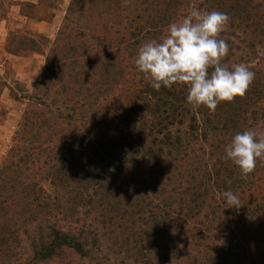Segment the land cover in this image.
<instances>
[{
	"label": "rangeland",
	"instance_id": "1",
	"mask_svg": "<svg viewBox=\"0 0 264 264\" xmlns=\"http://www.w3.org/2000/svg\"><path fill=\"white\" fill-rule=\"evenodd\" d=\"M70 3L0 0V264H212L215 253L206 246L221 242L228 227L259 242L264 166L258 162L242 179L225 148L237 132L264 131V0H81L68 40L58 42ZM108 4L116 7L111 16L95 18L90 8L99 13ZM193 7L230 16L220 34L229 44L222 63H243L256 74L236 98L243 106L237 129L222 130V109L189 105L187 86L178 84L180 122L157 120L170 100L136 70L139 47L161 39ZM19 39L36 41L43 54L18 49ZM112 50L114 68L105 80L103 56ZM236 99L226 105H239ZM103 130L100 142L111 140L122 161L133 160L126 164L131 180L112 183L111 174L101 173L97 161L109 148L95 151L91 136ZM166 137L169 146L160 142ZM149 176L155 196L143 201L134 192L133 198L132 181ZM194 190L202 196H192ZM229 190L240 208H228L222 194ZM162 228L166 238L156 234ZM50 229L81 237L84 254L64 249L49 261H32V247Z\"/></svg>",
	"mask_w": 264,
	"mask_h": 264
},
{
	"label": "clouds",
	"instance_id": "2",
	"mask_svg": "<svg viewBox=\"0 0 264 264\" xmlns=\"http://www.w3.org/2000/svg\"><path fill=\"white\" fill-rule=\"evenodd\" d=\"M226 13L193 7L181 20L170 23L165 35L152 39L138 49L136 70L159 91L161 87L187 86V103L215 112L221 102L243 98L255 80V72L245 64L231 68L222 63L229 44L220 34L230 22ZM226 159L236 165L246 179L258 165L264 166V131L237 132L225 148ZM228 183H231L229 181ZM228 208H240L232 191L223 192Z\"/></svg>",
	"mask_w": 264,
	"mask_h": 264
},
{
	"label": "trees",
	"instance_id": "3",
	"mask_svg": "<svg viewBox=\"0 0 264 264\" xmlns=\"http://www.w3.org/2000/svg\"><path fill=\"white\" fill-rule=\"evenodd\" d=\"M205 1L209 2L210 0H205ZM84 6L85 5H83L81 3V0H71L67 15L63 19L62 30L58 33V42L61 41L62 43H64L65 41L68 40V36H69V32H70L69 31V25H70V19H71L70 15H71V13H74L78 7L81 9ZM110 8H116V7H110V5L108 4L106 10H104V11L100 10L101 12H99V13H98V11H96L97 8H95V7H91L90 10L92 11V14H94V13L96 14V15H94L95 18H100L101 14H107V15L111 16ZM89 13H90V11H89ZM82 14H85L86 16H88V14L85 12H82ZM157 28L153 31L154 33L158 32ZM129 43L130 42L125 41L124 44H126V45L123 44V46L129 47L128 46ZM118 44H120V43H118ZM107 45H108L107 50L113 48V46H111L110 44H107ZM41 47H43V43H42V45H40V48ZM17 48L22 50V51L28 50V51H32V52H35V53H38L41 55L43 54V50L39 49L37 42L33 41L31 39H19ZM120 48H119V46H117L116 51L120 50ZM10 52L15 53L16 51H10ZM77 54H78L77 48L75 50H73V49L71 50L70 55H72L73 59L78 57ZM112 55H114L113 50L107 51V53L103 56V59L108 57L107 59H105V61L103 63L104 64L103 65V71H102L103 74H101L102 76H106V77L103 78L102 76H98L99 79L103 78V79L107 80V78L110 76V74L112 72L111 70H113V68H114L113 63L111 61V58H109ZM83 56H85V55H82V57ZM121 59H122V61H124L123 57H121ZM94 62H95V59H93V61L91 63H94ZM118 65L119 64L117 63L115 68ZM49 71H51V70L48 69V72ZM93 76L96 77V75H94V74H93ZM159 91L164 92L165 97L168 98L170 101L169 102L168 101L163 102L162 103L163 108L161 110L158 109L156 111L157 112V115H156L157 120L168 121L167 122L168 125H172L171 122H174L175 120H177L176 122L179 123L180 119L182 117V114H184V108L185 107H184V104L182 106V103H183L182 99H179L178 95L180 93H179V90L176 88V85L175 86L173 85L171 88L161 87V89ZM181 93H182V91H181ZM234 104H239L237 99H236ZM217 107L220 111H221V109H222V111H224L223 112L224 114L222 115V118H221L222 130L226 131L228 126L231 124L233 125L232 127H235V128L237 125H239V121L236 122L235 120L240 119V115H238V114L243 112L242 104H239V105L231 108L229 105H226V102H221ZM186 111L189 112L188 108L186 109ZM126 112H129V111H126ZM206 122H207V120H206ZM157 126H160V124L158 123ZM104 129L106 130V128H104ZM160 130H162V128ZM167 130L169 131L168 128H164L162 130L163 131L162 133L163 134H165V133L169 134V132ZM103 132H104V130L101 131V134L100 133L99 134L94 133L91 136L93 139L92 141H94L98 145V147L93 148L95 151H98L100 149L105 148L106 145H108V148H109L105 153L106 154L105 157L103 159H100L99 161H97V163H100L103 165L101 167V170H102L101 173L111 174L112 183L118 182L122 178L125 179L126 175H128L130 177V180H131V174H133V173L128 171L126 164L131 163L133 160H129V161H125V162L122 161V154H121L118 146H116V144L113 143L111 140H105V141L100 142L99 139H101L103 137V135H104ZM169 140H170V138L166 137L165 139L162 138V140L160 142L164 145L169 146V144H170ZM98 155L99 154L95 153L94 156L97 158V157H99ZM92 161L93 160L91 159L90 162H92ZM105 169L107 171H105ZM135 169H137V168H135ZM136 171L137 170L134 171V174L136 173ZM2 173H3V170H2ZM149 174L151 176L150 172H149ZM150 176L148 178H145L143 181H137V182L132 181L134 187L130 186V191H132L133 198L137 196V197H140V200H143L142 199V196H143L144 200H146L152 196H155V192L151 188V183H150V181H153L154 177H152V179H150ZM154 184L156 185L157 182L155 181ZM134 192H135L136 196H134ZM192 196H195V197L202 196V193H199L197 190H194ZM149 205H150V203H148L146 206H149ZM164 216H168L166 212H165ZM256 216H257V213H256ZM258 218H259V221H262V218H264V215L262 216V215L258 214ZM165 220L169 221V223H171L172 225H174L176 223V220H174L173 218L168 217V219H165ZM163 224H164V222L161 224V226ZM217 228L219 229V227H217ZM156 234H161V235L163 234L164 237L166 238V235H167L166 229L162 228ZM228 236H229V238H228ZM241 236L242 237H239L237 234H235L233 231H231L230 227H228L227 229H224L222 231V233L220 234L221 242L217 239L214 247L206 246L207 249L210 248V250L211 251L213 250L215 253V255L211 257L212 264H264V236L262 235L260 241L257 239L259 242L255 241L254 235H252V234H248L247 237H245V233H242ZM80 238L81 237L76 236V235L74 236V235L70 234L69 232H62V231H59L56 229H50L48 239L44 240L43 242L34 244V246L32 247V253H33L32 261H36V263L37 262L43 263L45 261H49L53 257L57 256L59 253H61L64 249H69V250L73 251L75 254L81 256L82 254H84V251L82 248V243L80 242ZM214 240H216L215 236L212 238V241H214ZM220 243L222 244V250H221V248L219 249V247H218V245H220ZM217 248H218V250L216 251Z\"/></svg>",
	"mask_w": 264,
	"mask_h": 264
}]
</instances>
